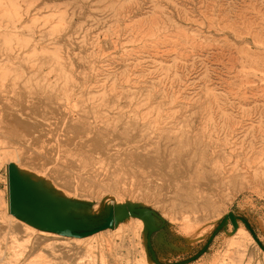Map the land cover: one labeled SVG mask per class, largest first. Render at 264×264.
<instances>
[{
    "label": "rangeland",
    "instance_id": "rangeland-1",
    "mask_svg": "<svg viewBox=\"0 0 264 264\" xmlns=\"http://www.w3.org/2000/svg\"><path fill=\"white\" fill-rule=\"evenodd\" d=\"M13 1L17 22L0 0V56L28 50V89L9 94L28 134L0 143L2 200L15 157L38 197L89 219L76 230L114 203L152 210L155 225L134 237L126 218L79 243L0 225V264H142L144 252L150 264H264V67L243 61L246 49L264 58V0ZM157 35L173 36L157 47ZM100 135L107 154L90 143ZM239 227L250 237L233 239Z\"/></svg>",
    "mask_w": 264,
    "mask_h": 264
},
{
    "label": "bare ground",
    "instance_id": "bare-ground-1",
    "mask_svg": "<svg viewBox=\"0 0 264 264\" xmlns=\"http://www.w3.org/2000/svg\"><path fill=\"white\" fill-rule=\"evenodd\" d=\"M6 15L10 17V20L13 22L21 20V16L13 0H9ZM222 28L224 30V28L227 27L223 26ZM235 31L236 30H234V33L236 34ZM248 33H251V31L248 30ZM179 35L180 36L175 37L179 38V40L183 38L186 44L189 43L190 40H194V43L199 42V39L196 36L189 38L188 34L185 33H179ZM172 36L173 35H167L166 37H164L163 35H157L155 38H150L149 40L158 47L160 44L159 41L161 39ZM3 37L4 44L6 45L7 50L11 49L10 43L13 40L18 41L20 45L26 46V48H28V38L26 40H16L13 37ZM180 42L182 43L181 40ZM259 48L261 49L260 46ZM261 50L263 51V49ZM3 55H5L4 58L0 56V88L7 87L8 91L5 95L1 94L0 92V103L5 102V104H7L4 107V110L0 109V125L2 126L0 127V143L11 142L15 144H23V141H27V139L25 140L26 134L24 133V131H27L28 134V123L15 115L14 109L12 108L13 104L11 103L12 98L9 94H16L18 96V98L16 99L20 101L23 92L28 89V80L30 79L28 78V68L26 67V62H28V50L23 52V54L20 56H14L9 52H5ZM50 58L57 65L60 64L59 57L56 52L52 53L50 55ZM243 61L245 64H248L253 68L264 67V58L261 52L252 53L246 49ZM7 81H11V83L7 85ZM65 82L67 83V85H72L71 81L68 78L65 79ZM17 86H20L21 91H18ZM67 101L69 102L70 99H67ZM71 102H77V104L79 105L83 102V99L81 97H76L74 100H71ZM82 124L87 125L85 123ZM72 127L77 129L73 124ZM102 137L103 135H100L97 138H91L90 143L94 144L98 148L97 151L99 153L107 154V148L104 147V145L100 142ZM0 150H3V152H1L3 154H6L8 152L6 151L5 147L0 148ZM7 166L9 168L10 176V188L8 190L9 197L6 202H4L0 195V211L3 212L4 216V219L1 221L0 225L4 229H6L7 232L10 231V237H15L14 230L16 229H21L26 234V236H28V233L30 234V236L38 233L44 236L66 238L69 240V242L67 243H79L84 238H94L95 235H97V233L91 234L89 236L72 235L56 230V228H60L63 231L68 232L76 231L78 226L82 227V225H87V221L89 219L83 218L81 222L82 225H78V223L74 221L72 216L64 215L62 212L57 210L53 206V204L49 203L41 197H38V193L35 191V189H31L26 181H21L20 179H18V174L25 176V174L28 172L26 163L23 160L20 161L16 160L15 157H10L7 162ZM114 204L115 205L113 207H108L109 211L108 216L106 215V220L110 219L111 221V226L108 228H114L118 231L124 224V219L127 218L132 221L128 228L134 237H136V235L138 236V232L140 230L145 231L146 229H149L150 232L152 231L153 226L155 225L154 219L151 216L153 212L152 210L148 208H140V210L136 211L137 207H126L121 211L122 206H119L116 203ZM119 212L120 214L118 215ZM134 214L143 215L145 217V220ZM52 227L55 228V230H53ZM108 230L109 229H107L106 231ZM98 233H102V231ZM248 237H250V234L243 227H239L235 230L233 239L237 240ZM9 249L13 253L16 252V250H14V245H10ZM1 261L2 259L0 258V262ZM141 263L149 264L148 256L145 252L143 254V260L141 261Z\"/></svg>",
    "mask_w": 264,
    "mask_h": 264
},
{
    "label": "water",
    "instance_id": "water-1",
    "mask_svg": "<svg viewBox=\"0 0 264 264\" xmlns=\"http://www.w3.org/2000/svg\"><path fill=\"white\" fill-rule=\"evenodd\" d=\"M46 195H50V194L46 193ZM69 204H71V203H69ZM137 210H140V208H136V211H137ZM76 216H77V215H76ZM230 216H231L232 219H234V217H233L232 215H230ZM77 217H78V216H77ZM80 218H84V217H80ZM92 220H93V219H92ZM94 222H97V221L94 220ZM96 226H97V227H93V228H85V229H79V230H76V231H70V232H68V231H63V230L60 229V228H56V230L61 231V232H64V233H66V234H72V235H88V234L94 233V232H96V231H99V230L106 229V228L110 227V226H111V221H110V219H108V220L104 221L103 223H100L99 225H98V223H97ZM52 229L55 230V228H53V227H52ZM158 264H160V263H158Z\"/></svg>",
    "mask_w": 264,
    "mask_h": 264
},
{
    "label": "crops",
    "instance_id": "crops-1",
    "mask_svg": "<svg viewBox=\"0 0 264 264\" xmlns=\"http://www.w3.org/2000/svg\"><path fill=\"white\" fill-rule=\"evenodd\" d=\"M148 263L150 264L149 260H148ZM154 264H156V263L154 262Z\"/></svg>",
    "mask_w": 264,
    "mask_h": 264
}]
</instances>
